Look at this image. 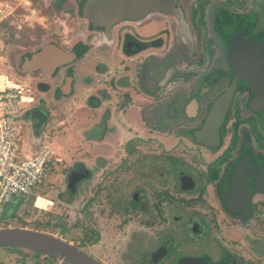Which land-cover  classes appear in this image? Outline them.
<instances>
[{
  "label": "flooded vegetation",
  "instance_id": "flooded-vegetation-1",
  "mask_svg": "<svg viewBox=\"0 0 264 264\" xmlns=\"http://www.w3.org/2000/svg\"><path fill=\"white\" fill-rule=\"evenodd\" d=\"M84 2L74 3L90 41L63 46L49 39L9 55L10 59L16 58L19 66L30 71L35 87L51 92L54 100L73 92L75 82L81 80L71 66L77 65L85 47L106 53L118 50L120 60L144 53L143 59L139 57V81L146 92L137 87V93L143 102H150L140 110L151 111L154 128L147 126L149 121L141 113L142 123L152 130L139 135V153L115 157L116 164L103 168L100 177L95 172L88 175L86 167L77 163L66 172V187L58 194L75 192L76 181L90 177L91 206L87 208L85 202L77 211L89 222L88 235H100L118 212L136 214L135 231L129 227L131 240L125 242L128 250L135 234L137 264H264L255 257L244 258L240 249L224 241L225 235H255L248 228L240 232L249 223L252 229L264 228V81L259 79L264 73L247 75L238 60L239 54L253 51L254 44L264 48V0H175L169 11L111 22L109 29L81 14ZM43 46L75 58L50 70L49 66L34 69L25 58ZM127 75L109 73L107 98L116 85L128 83ZM128 94L125 89L121 92L119 106ZM217 100L226 109L218 139L208 137L205 141L212 142L208 144L194 132L202 128ZM32 120L25 121L30 131L36 126ZM130 156L136 158V169L124 162ZM103 159L100 167L110 163L108 157ZM126 172L136 176L127 177ZM129 182L134 184L125 193Z\"/></svg>",
  "mask_w": 264,
  "mask_h": 264
},
{
  "label": "rangeland",
  "instance_id": "rangeland-1",
  "mask_svg": "<svg viewBox=\"0 0 264 264\" xmlns=\"http://www.w3.org/2000/svg\"><path fill=\"white\" fill-rule=\"evenodd\" d=\"M11 1L17 4L16 14L12 18L15 23H13L14 25L9 23L11 26L7 28L8 35L0 32V46L3 47V54H0V70L8 72L16 80H28L30 78L37 98L34 103L26 106L24 111L28 110L32 119L34 115L36 122L43 124L57 109V114L54 113L53 115L56 117L51 121L53 126L55 125V130L50 123L42 127L41 130H46L49 133L53 130V134L48 137L45 136L47 139H44L43 144L50 145L55 153L61 155L64 167L60 164L49 174L48 180L50 182L47 187L44 184L36 187L37 193L53 199L54 203L48 210L33 209L31 197L19 195L9 203L4 204L2 217L11 226L23 225L34 228L35 224L39 222L40 224L37 225L44 228V231L48 233H53L68 241L83 242L84 247L82 248L84 250L106 264H137L136 259L140 253L139 248L135 249V234H133V245L128 246V250L125 242L131 240V235L128 234L129 227L135 231L136 214L116 213L113 215L110 226L107 229L102 228L101 234L95 236L88 235L89 222L83 220L77 211L85 202V205L88 204L87 208L91 206L92 189L89 187L91 182L90 177H88L89 174L95 172L97 173L95 177L102 176L104 174L102 169L108 166L113 167L120 157L119 155L122 156L129 152L131 147L132 153H139V147H136L139 145L137 138L139 135H145L147 129L152 130L142 123L141 113L149 121L150 125L147 123V126L154 128L151 124L154 119L151 111L146 107L140 110L143 105L150 104V102H143V99L139 98L142 94L137 93L138 89L140 93L146 92L145 85L143 86L139 81V67L141 66L139 60L143 59L146 54L142 53L132 59L120 60L118 50L107 53L105 51H90L79 59V64L71 66V69L74 68L73 73L79 70L81 75L80 82L74 84L76 86L75 91L72 94L68 93L70 95L60 94V100L51 102L52 99L49 97L51 92L44 95L42 90L37 89L34 85L36 79L30 71L19 66L16 58L10 59L9 55L36 47L49 39H54L55 42L63 46L70 45L75 40L90 41L91 37L87 35L86 22L76 13L75 0H64L61 8L57 10L50 6V2L54 0ZM3 35L4 38H2ZM113 70L119 76L120 73L126 72L128 83L121 86L116 85L111 97L108 96L107 98L104 90L108 89L107 79ZM146 70L148 69L146 68ZM124 89L130 94H128L124 104L119 106L117 101ZM89 99L91 103H89ZM104 111H107L106 125L108 128L101 139L93 141L92 138L98 136L102 130V128L93 125L98 126L96 121L100 120L99 117ZM10 120L18 123L20 152L29 155L34 154L42 144V134L39 139H36L32 136L31 131L28 132L26 125H24L25 129L22 128V124L25 122V116L22 112L10 117ZM133 137L136 140L128 143V140ZM88 138L91 140L88 141ZM98 156L108 157L110 163L100 167L99 165H103L104 159H97ZM79 162L86 167L87 177L76 181L75 192L70 194L66 190L67 194H70L69 196L64 190H62L61 195L58 194L60 189L66 187V172ZM124 162L130 169L137 167L135 156L128 157ZM130 174L126 172L125 175L130 176V178L132 175L133 177L136 176V172ZM123 179L126 180L125 176ZM129 183V186L124 187L125 193L134 184V182ZM51 184L52 187H48ZM113 196L115 197V195ZM98 199H101L102 202L104 197L101 196ZM111 210L113 211V209ZM124 216L125 219L122 224H118V221ZM101 222L103 223L104 219H101ZM110 228L112 235L108 234ZM244 228H248L250 232L255 231V235H225L224 241L229 247L240 249L244 258L255 257L257 263H264V228L261 229L256 225L255 229H252L251 223H249L248 226L239 228L240 232L243 233ZM11 252L17 254L14 255ZM252 252L255 253V256ZM32 256L39 257V254L32 253V250L25 248L0 247V264H33ZM52 263L51 258H40L37 262V264ZM56 264L65 263L56 260Z\"/></svg>",
  "mask_w": 264,
  "mask_h": 264
},
{
  "label": "water",
  "instance_id": "water-1",
  "mask_svg": "<svg viewBox=\"0 0 264 264\" xmlns=\"http://www.w3.org/2000/svg\"><path fill=\"white\" fill-rule=\"evenodd\" d=\"M174 1L175 0H85L80 11L83 16L89 18L92 24L106 25V28L109 29V24L111 22L139 20L153 11H169L173 7ZM251 48L253 51H249L242 55L239 54L238 60L240 59L242 62L240 66L243 68L241 71L244 73L247 72V75L257 72L264 73V48L262 45L256 46L255 44L254 46H250V49ZM74 56L64 53L53 46H43L35 51L31 58L27 57L25 60L29 65L30 63L33 64L34 69L38 66H49L50 70L64 61L75 58ZM249 56H252V60ZM248 78L250 79V77ZM259 79L263 82L264 76L259 77ZM37 89L41 90L38 87ZM223 105L225 106L223 102L217 100L210 107L204 125L201 129L194 132L198 140L212 144V142L205 141V139L208 137L211 139H213V137L218 139V125L226 109ZM37 124L38 125L35 124L36 129L40 123ZM230 207L236 208L233 206ZM238 210L244 211L245 209L239 208ZM0 246H12L38 251L65 264H105L72 241H68L53 233L28 227H0Z\"/></svg>",
  "mask_w": 264,
  "mask_h": 264
},
{
  "label": "built area",
  "instance_id": "built-area-1",
  "mask_svg": "<svg viewBox=\"0 0 264 264\" xmlns=\"http://www.w3.org/2000/svg\"><path fill=\"white\" fill-rule=\"evenodd\" d=\"M16 9L17 4L11 0H0V29L6 19L10 24L15 23L12 18ZM0 54H3L2 46ZM30 82V78L16 80L8 72L0 70V227L9 225L2 217L3 206L16 196L32 197L31 207L39 211L48 210L54 203L52 198L37 193L36 187L43 184L47 187L49 174L62 163L61 157L43 143L34 154L21 153L18 123L10 120L36 100L37 95ZM262 219L264 221V211Z\"/></svg>",
  "mask_w": 264,
  "mask_h": 264
},
{
  "label": "crops",
  "instance_id": "crops-1",
  "mask_svg": "<svg viewBox=\"0 0 264 264\" xmlns=\"http://www.w3.org/2000/svg\"><path fill=\"white\" fill-rule=\"evenodd\" d=\"M34 15H36V14H34ZM79 59H81V57L79 58ZM79 59H78V62L76 63V64H79ZM78 75H79V78H81V75H80V71L78 70L77 72H76ZM82 74V73H81ZM77 82H80V80H78ZM76 85V84H75ZM74 85V88H73V92L75 91V86ZM73 92H71V94L73 93ZM43 93H45L44 95H48V92H43ZM68 95H70V94H68ZM50 98H51V96H49ZM60 97L61 96H58V97H56V99H54V100H52L51 102H54L55 100H60ZM52 99V98H51ZM89 103H91V101H90V99H89ZM92 104H94V103H92ZM57 109H56V111L54 110V113L55 114H57ZM54 113H53V115H54ZM30 114V112L28 113V114H26L25 115V121H27L28 119H30V120H32V117L29 115ZM53 115H50V118L47 120V121H45L44 123H43V125L39 128V130L38 129H36V126H34L33 125V131L31 130V134H32V136L34 137V138H36V139H39L40 138V135L42 134V143L44 142V139H47V138H45V136H49L50 134H53V130L49 133L48 131H46V130H41V128L42 127H45L47 124H51L52 126H53V123H51V121L56 117H53ZM100 120L97 122L96 121V124H98V126L97 125H93V126H96V127H99V128H102V130H101V133L98 135V136H96V137H91L92 138V140L93 141H96V140H99V139H101L102 137H103V135L105 134V132H106V130H107V126H106V122H107V120H108V117H107V114H106V112L104 111L101 115H100ZM34 121V115H33V120H32V122ZM36 121V120H35ZM34 121V122H35ZM28 122V121H27ZM36 123H38V122H35L34 124H36ZM24 125H26L27 126V129H28V132H30V130H29V127H28V123H26V122H24L23 124H22V128L24 127V129H25V126ZM36 125H38V124H36ZM23 129V130H24ZM53 129L55 130V125L53 126ZM104 129H105V131H104ZM91 138H88V141H90L91 140ZM133 138H135V137H133ZM130 139H132V138H130ZM129 139V140H130ZM49 147L53 150V148L49 145ZM54 151V150H53ZM55 152V151H54ZM57 154V153H56ZM58 156H60L61 157V155H59V154H57ZM61 159H62V166L64 167V164H63V158L61 157ZM80 160L82 159V158H79ZM83 160V159H82ZM49 182H50V180H49Z\"/></svg>",
  "mask_w": 264,
  "mask_h": 264
},
{
  "label": "trees",
  "instance_id": "trees-1",
  "mask_svg": "<svg viewBox=\"0 0 264 264\" xmlns=\"http://www.w3.org/2000/svg\"><path fill=\"white\" fill-rule=\"evenodd\" d=\"M63 1L64 0H54L53 2H50V6H51V8L52 9H55V10H57V9H60L61 8V6H62V3H63ZM9 26H11L10 24H9V20L8 19H6L5 21H3V23H2V25H1V29H0V32H2L4 35H5V33H7V35H8V32H7V28L9 27ZM4 35L2 36V38H4ZM91 51V49H89V47L87 46V47H85L84 49H83V51H81L82 53H80L81 55H79L80 57H82L83 55L85 56V55H87L89 52ZM23 113V115L25 116L26 114H28L29 113V111L27 110V111H23L22 112ZM26 118V117H25ZM43 124H40L39 126H38V130H39V128L42 126ZM137 139H139V138H137ZM134 140H136V138H132V139H130V140H128V143L129 142H132V141H134ZM136 147H139V145H136ZM131 152H132V147H131V149H129ZM129 151V152H130ZM31 199H32V197H31ZM47 223V222H46ZM37 224H40L39 222H37L36 224H35V227L33 228V229H37V230H41V231H44L45 229L44 228H42V227H39V225H37ZM7 226H11V225H7V224H4L3 225V227H7ZM21 227H24L23 225H20ZM55 226V225H54ZM32 228V227H31ZM75 244H79V245H82L83 244V242H81V243H77V242H75V241H73ZM78 245V246H79ZM1 247V246H0ZM3 247H12V246H3ZM16 248V247H15ZM18 248V247H17ZM33 252H35V253H38L39 254V257H36V256H32L33 258H32V263L33 264H37V262H38V260H40V258L42 259H46V258H51L52 259V264H56V259L55 258H53V257H50V256H48V255H45V254H43V253H40V252H38V251H34V250H32V253ZM11 254H14V255H16L17 253H15V252H11ZM96 258V257H95ZM29 259H30V257H29Z\"/></svg>",
  "mask_w": 264,
  "mask_h": 264
}]
</instances>
